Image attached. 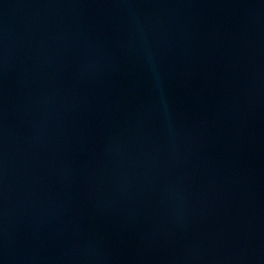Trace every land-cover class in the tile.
<instances>
[{
	"label": "water",
	"instance_id": "95a60500",
	"mask_svg": "<svg viewBox=\"0 0 264 264\" xmlns=\"http://www.w3.org/2000/svg\"><path fill=\"white\" fill-rule=\"evenodd\" d=\"M0 264H264V0H0Z\"/></svg>",
	"mask_w": 264,
	"mask_h": 264
}]
</instances>
